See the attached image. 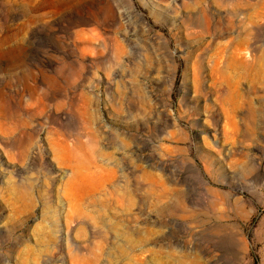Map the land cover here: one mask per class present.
I'll use <instances>...</instances> for the list:
<instances>
[{"label":"rangeland","instance_id":"rangeland-1","mask_svg":"<svg viewBox=\"0 0 264 264\" xmlns=\"http://www.w3.org/2000/svg\"><path fill=\"white\" fill-rule=\"evenodd\" d=\"M0 264H264V0H0Z\"/></svg>","mask_w":264,"mask_h":264}]
</instances>
